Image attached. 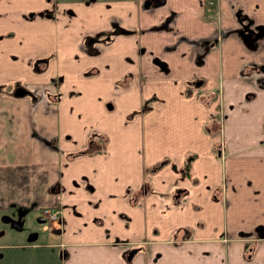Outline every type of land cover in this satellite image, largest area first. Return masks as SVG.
Segmentation results:
<instances>
[{"label": "crops", "instance_id": "crops-1", "mask_svg": "<svg viewBox=\"0 0 264 264\" xmlns=\"http://www.w3.org/2000/svg\"><path fill=\"white\" fill-rule=\"evenodd\" d=\"M45 207L63 264H264V0H0V248Z\"/></svg>", "mask_w": 264, "mask_h": 264}, {"label": "rangeland", "instance_id": "rangeland-1", "mask_svg": "<svg viewBox=\"0 0 264 264\" xmlns=\"http://www.w3.org/2000/svg\"><path fill=\"white\" fill-rule=\"evenodd\" d=\"M12 66H15V64H12ZM18 68L20 71V66H18ZM4 72H6V69H4ZM20 213L23 214V212ZM33 221H35L36 226L38 217H33ZM2 225L4 231L5 229L7 231L8 226H11L3 221ZM22 228H24V231L15 234L13 236L14 239L18 240V238L23 237V234H26L24 237L28 242L40 240L43 241V243L34 245L24 243L17 244L11 248H0V264H63L64 248L45 244L48 243V241H52L51 239L53 237H56V233L51 227L50 222H46V226L37 225L35 227L37 229L35 230L39 229L40 231H38V233L35 232L37 235H33L31 238H27L28 235L32 234L30 231L28 232L30 226L25 223Z\"/></svg>", "mask_w": 264, "mask_h": 264}, {"label": "flooded vegetation", "instance_id": "flooded-vegetation-1", "mask_svg": "<svg viewBox=\"0 0 264 264\" xmlns=\"http://www.w3.org/2000/svg\"><path fill=\"white\" fill-rule=\"evenodd\" d=\"M209 1V3H213V4H216V1L217 0H208ZM218 11V10H217ZM217 19H220V17H219V12L217 13ZM42 60L40 59V60H38L37 62H36V66L39 68V66H42V65H40V62H41ZM15 90L16 91H18V92H24V95H26V94H30V93H26L27 92V90H29V91H31V92H33L31 89H28V88H26V87H24V86H21L20 84H16L15 85ZM34 93V92H33ZM35 94V93H34ZM94 140V139H93ZM101 140H103V139H101ZM90 141V140H89ZM88 144H89V142H88ZM141 191L142 192H147V184L145 183L144 185H143V188L141 189ZM49 210L50 211H56L57 213H56V216L55 217H50L49 215H48V213L47 212H49ZM21 213H19V214H17V215H13V214H3L2 215V219H1V221H3V222H5V223H7V224H10L11 226L10 227H12L13 229H15V230H23L24 231V228H22L23 227V225L25 224V223H27V219L24 217V216H22V214L20 215ZM58 214H59V210H58V208H56V207H45V208H43V210H42V215H43V223H44V225H46V222H50V224L52 225L53 223H55V222H58L59 221V217H58ZM20 215V216H19ZM200 223V222H199ZM37 225H39L38 223H37ZM41 225V224H40ZM36 226H35V223H34V227H30L29 229H28V232L30 231V233H32V234H30V235H28L27 236V238H31L33 235H37V234H35V232L36 233H38V231H40L39 229L38 230H35V229H37V228H35ZM22 228V229H21ZM26 235V234H25ZM24 235V236H25ZM39 235V234H38ZM225 239H227V238H225ZM25 240L27 241V239L25 238ZM28 243V242H27ZM141 247L138 245H136L135 247H133V249L131 250V253H132V251L134 250V251H138L139 249H140ZM131 253L129 254V255H131ZM245 255H246V257L247 258H250L251 256H253V248H249L247 251L245 250Z\"/></svg>", "mask_w": 264, "mask_h": 264}, {"label": "trees", "instance_id": "trees-1", "mask_svg": "<svg viewBox=\"0 0 264 264\" xmlns=\"http://www.w3.org/2000/svg\"><path fill=\"white\" fill-rule=\"evenodd\" d=\"M39 69H42V66H39ZM26 93H30V95H32L33 97L36 96L33 92H31V91H29V90H27ZM215 121H217V120H212L211 122H215ZM209 129H210V128H209ZM219 131H220V124H219L218 130L215 131V133H216V132H219ZM105 141H106V140H105ZM105 141L103 142V141H96V140L90 139L89 144L87 145V147L84 148V149H82V150H80V151H78L77 153H91V152H93V151L103 150V149H104V146H105ZM167 161H168V160L165 159V160H162V161L157 162V163H156V168L161 167V166L164 165ZM189 166H190V163L188 162V163L186 164V166H185V169H186L187 172H188V168H189Z\"/></svg>", "mask_w": 264, "mask_h": 264}, {"label": "built area", "instance_id": "built-area-1", "mask_svg": "<svg viewBox=\"0 0 264 264\" xmlns=\"http://www.w3.org/2000/svg\"><path fill=\"white\" fill-rule=\"evenodd\" d=\"M47 213H48V215H49L50 217L53 218V217L56 216V213H57V212H56V211H50V210H49V212H47Z\"/></svg>", "mask_w": 264, "mask_h": 264}]
</instances>
